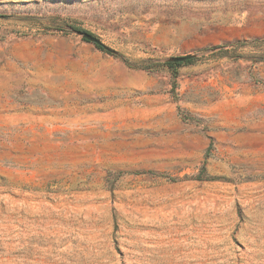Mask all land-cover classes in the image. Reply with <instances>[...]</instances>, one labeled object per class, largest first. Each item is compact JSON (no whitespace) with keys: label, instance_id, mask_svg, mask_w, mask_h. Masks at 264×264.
<instances>
[{"label":"rangeland","instance_id":"obj_1","mask_svg":"<svg viewBox=\"0 0 264 264\" xmlns=\"http://www.w3.org/2000/svg\"><path fill=\"white\" fill-rule=\"evenodd\" d=\"M0 264H264V0H0Z\"/></svg>","mask_w":264,"mask_h":264},{"label":"water","instance_id":"obj_2","mask_svg":"<svg viewBox=\"0 0 264 264\" xmlns=\"http://www.w3.org/2000/svg\"><path fill=\"white\" fill-rule=\"evenodd\" d=\"M77 32H78L79 34H81V36H82L84 39H87V40H89V41H92V42H94L95 44L100 45V46L106 48V47L103 45V43H102L97 37H95V36H93V35H91V34H89V33H87V32H84V31L77 30ZM189 57H190V55H183V56L174 57L173 60L176 61V62H179V61L185 60V59H187V58H189Z\"/></svg>","mask_w":264,"mask_h":264},{"label":"trees","instance_id":"obj_3","mask_svg":"<svg viewBox=\"0 0 264 264\" xmlns=\"http://www.w3.org/2000/svg\"><path fill=\"white\" fill-rule=\"evenodd\" d=\"M100 48V46H98ZM175 64H179V62H176Z\"/></svg>","mask_w":264,"mask_h":264}]
</instances>
